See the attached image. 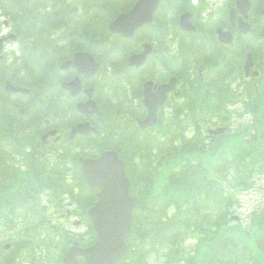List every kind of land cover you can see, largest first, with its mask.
<instances>
[{
  "label": "trees",
  "instance_id": "trees-1",
  "mask_svg": "<svg viewBox=\"0 0 264 264\" xmlns=\"http://www.w3.org/2000/svg\"><path fill=\"white\" fill-rule=\"evenodd\" d=\"M136 2L0 0V16L20 46L18 55L0 59V264H63L74 242H96L88 210L97 192L88 189L79 159L106 150L125 161L136 203L128 255L118 264H264V209L247 224L232 220L240 195L264 175V83H258L259 93H246L254 102L245 109L255 121L233 131L229 51L209 53L185 39L181 51L159 58L160 64L150 58L144 68H130L128 59L143 42L191 35L179 29L177 18L192 0H162L149 26L155 29L143 28L131 40L112 34L110 23ZM79 51L102 64L99 75L85 82L95 88L101 116L92 119L98 134L70 141V129L83 117L75 109L80 98L61 86L74 72L60 66ZM202 56L205 88L203 81L200 87L192 82L184 104L171 106L156 127L142 131L136 118L146 114L143 83L167 80L156 69L161 66L189 84L191 75L182 69L197 68ZM7 82L31 93L10 94ZM47 121L60 142H43ZM218 125L227 132L208 137ZM71 216L86 226L84 234L72 230Z\"/></svg>",
  "mask_w": 264,
  "mask_h": 264
},
{
  "label": "water",
  "instance_id": "water-1",
  "mask_svg": "<svg viewBox=\"0 0 264 264\" xmlns=\"http://www.w3.org/2000/svg\"><path fill=\"white\" fill-rule=\"evenodd\" d=\"M236 3L243 17L248 18L251 1L236 0ZM159 4L160 0H139L132 11L120 15L111 23L109 30L114 34L132 38L138 28L153 21ZM234 14L235 11L233 10L231 12L232 19H234ZM190 18V14H186L181 18V29L186 32L195 30ZM239 29L242 33L250 31L249 25L243 19L239 21ZM218 35L224 43L229 44L233 41L232 34L223 31V29L218 30ZM12 37L16 39L15 36ZM2 50L3 40H0V54ZM152 50L153 47L150 44L145 45L143 53L130 58V66L141 67ZM251 66L252 63L248 64L246 70L249 71ZM71 68H76L80 74L90 79L98 73L100 64L96 62L92 54L83 52L76 54L73 61H68L62 66L64 70ZM176 85V79L160 86L151 81L145 84L144 104L148 109V117L143 121H138L141 129L147 130L157 125L159 108L165 103L168 93L176 89ZM63 87L69 90L73 96H77L82 92L81 80L78 77L74 81L65 83ZM7 90L13 93H30L29 90L15 87L10 83L7 84ZM85 93L89 99L86 103H80L77 109L90 118L99 113V109L93 100V89H89ZM225 131V128H221L211 133L220 134ZM94 132H97V130L89 122H85L73 129L70 139L75 138L77 135H88ZM54 134H56L55 131L50 133V135ZM47 137L48 135L44 139ZM80 165L89 190H101L98 195V202L88 211L98 240L95 245L89 248H82L78 243H75L64 258L63 264H80V258L86 264H117L127 256V238L133 228V213L136 208L130 193V180L127 176L126 164L115 151H108L97 159L81 158Z\"/></svg>",
  "mask_w": 264,
  "mask_h": 264
},
{
  "label": "flooded vegetation",
  "instance_id": "flooded-vegetation-1",
  "mask_svg": "<svg viewBox=\"0 0 264 264\" xmlns=\"http://www.w3.org/2000/svg\"><path fill=\"white\" fill-rule=\"evenodd\" d=\"M262 1L264 0H254L255 6H252L247 22L250 27L254 29V33L250 32L247 35H241L237 26L240 14L236 11L237 6H230L232 0H229L226 6H223L218 11H216L217 6H212L210 0H193L192 5L189 6L187 10L179 13L177 21L179 27L182 16L191 14V23L195 31L192 33L187 32L191 34L190 36L171 35L161 43L156 40L152 42L147 41L153 44L155 48L154 53L151 55V58H153L152 63L160 64L159 58L178 54L182 48L181 42L185 39H188L190 43L196 42L197 44H201L209 53L216 50L218 55H220L223 51H229L231 66L228 74L230 75L229 86L233 96L232 104L236 107L245 106L248 103L244 100L246 94L245 89L250 87L259 93L260 86L255 83H258L257 81L264 77V3H262ZM177 7L178 6H174L173 8ZM231 10H235L234 22L232 21ZM145 28L155 29L149 27V25ZM220 28H225L233 32L234 41L229 46L219 41L217 31ZM141 31L142 30L139 32ZM10 34L11 31L5 27L4 24L0 23V38H7ZM144 43L145 42L141 44L142 48ZM13 45L19 47L13 39H8L4 44L5 52ZM202 59H204L203 56L200 57V63H197V68L193 66L189 68L184 67L182 69L183 72L191 75L189 78L190 83L186 85H183L176 76L169 75L166 72L169 70L168 68L161 66L156 67L159 74L166 73V76L169 77L167 80L162 77V80L157 78L156 83L167 84L173 79H177L178 81L176 90L167 95V101L161 111L162 114L166 112L169 107L171 108L173 105L184 104L188 100L189 91L193 87L191 85L192 82H197L195 86L200 87L199 81H203L202 88H205L204 83L208 82V77L206 76L208 68L203 65ZM251 61L253 63L252 69L246 74V66L250 64ZM256 72H258L257 75L254 74ZM250 117L254 119V116L251 114Z\"/></svg>",
  "mask_w": 264,
  "mask_h": 264
},
{
  "label": "rangeland",
  "instance_id": "rangeland-1",
  "mask_svg": "<svg viewBox=\"0 0 264 264\" xmlns=\"http://www.w3.org/2000/svg\"><path fill=\"white\" fill-rule=\"evenodd\" d=\"M228 1L229 0H210L212 6H217L216 11L221 9L223 6H226ZM11 51L16 52L15 49H11V47H9L7 49V53L9 54ZM230 109L234 110V109H238V107L233 106ZM251 120H252L251 117L248 115L246 117V120L234 119L233 120V122H234L233 128H238L239 126H241L243 124L247 126ZM263 138H264V136H263ZM257 186L258 187L254 191L240 195L241 207H239L237 209L236 215L240 216V218H241L242 222H244V224H247L250 221V216L255 209H257L259 207H264V177H263V180L258 182ZM76 220H78V219H74V218L70 219V222H69V224L71 223L70 227L77 234H84L86 232V227L74 226V223L76 222Z\"/></svg>",
  "mask_w": 264,
  "mask_h": 264
}]
</instances>
